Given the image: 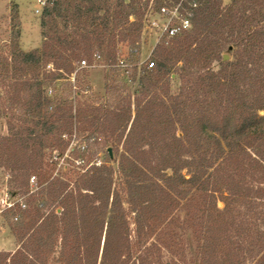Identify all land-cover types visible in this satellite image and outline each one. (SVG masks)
<instances>
[{
  "label": "trees",
  "instance_id": "trees-1",
  "mask_svg": "<svg viewBox=\"0 0 264 264\" xmlns=\"http://www.w3.org/2000/svg\"><path fill=\"white\" fill-rule=\"evenodd\" d=\"M154 2L182 3L192 28L160 41L146 67L137 60L139 90L113 104L82 102L80 74L95 61L129 66L118 46L140 51V0H47L42 46L0 54V167L27 197L6 210L19 247L0 264H264V0ZM73 138L88 156L75 180L52 156ZM101 147L114 161L106 149L92 163Z\"/></svg>",
  "mask_w": 264,
  "mask_h": 264
},
{
  "label": "rangeland",
  "instance_id": "rangeland-1",
  "mask_svg": "<svg viewBox=\"0 0 264 264\" xmlns=\"http://www.w3.org/2000/svg\"><path fill=\"white\" fill-rule=\"evenodd\" d=\"M44 1L46 2L47 0ZM231 1L232 0H223L225 5L231 3ZM140 2L147 11L151 6H155L154 0H140ZM37 10H40L41 13H37ZM42 12L43 8L40 6L39 0H0V54H5L6 56L10 55L12 42H18L19 47L23 51L29 50V46L26 43L30 39L34 41V44H37L38 47L36 49L40 48L43 42L40 27ZM150 21V18L144 19L146 31L142 34L141 48L136 55H132L134 53L131 54L127 44L121 43L118 46V52L121 59L129 62V66H126L127 68H120L119 71H114L116 68L114 69L113 67L95 61L90 69H85L88 72L86 77L80 74V78L91 86L88 95H83L81 93L78 95L81 97L82 102L113 104L119 94H123V97L127 93L136 95L139 86L138 81L134 79L135 62L138 60V66L146 67V65L151 62V54L156 47L159 38L161 39L160 30H152ZM225 55L230 59L229 55H231V52H227ZM213 67L217 70L220 68V65L219 63H215ZM180 68L181 65L173 67L170 76L169 84L173 94H177L181 86L179 78ZM106 82L110 85L115 84V86L119 88V92L107 94L105 90ZM57 90L60 91L59 96L66 97L71 95V92L66 88V83L64 82L60 83ZM1 93L2 90H0V94ZM8 119L9 115L7 114L0 116V136H6L8 134ZM84 142L85 140L83 138L77 140L73 138L68 146L66 154L62 158L58 157L59 151L58 153H53L52 156L57 157V160H55L57 166L53 167L55 174H60L64 177L71 178L72 180L77 179L80 171L78 170V164L75 159L83 158L82 146L85 144ZM108 145H111V142H109ZM106 149L101 147V151L94 156L92 163L105 161L107 158L105 156ZM50 154L51 151L47 150V157H49ZM83 159L87 160L88 156ZM112 165L117 169L118 164L116 162H112ZM9 175L10 171L0 167V252H15L18 249L19 244L13 234L14 221L11 214L6 210L9 208V205L14 206L19 203H25L27 198L20 193L16 196L12 194L14 188L10 184ZM36 182V180L33 182L31 181L33 188L36 185ZM218 205L221 209L224 208L222 202H219ZM178 215L184 217L185 213H178ZM188 234V237H186L187 240L192 241V233L189 232ZM165 256L169 257L167 253H165Z\"/></svg>",
  "mask_w": 264,
  "mask_h": 264
},
{
  "label": "built area",
  "instance_id": "built-area-1",
  "mask_svg": "<svg viewBox=\"0 0 264 264\" xmlns=\"http://www.w3.org/2000/svg\"><path fill=\"white\" fill-rule=\"evenodd\" d=\"M39 4L44 8L46 2L44 0H39ZM182 10V3H179L178 5H173L171 3L165 4L157 10L154 6L149 8L145 18L151 19L152 30H160L161 39L159 38L158 43L164 39L169 40L173 37L179 36L192 28L190 15H183ZM36 12L41 13L40 10H37ZM144 26L142 34L146 31V25ZM81 66L87 67V62H81ZM152 66L153 64H150V67ZM8 207L11 208L13 205H9Z\"/></svg>",
  "mask_w": 264,
  "mask_h": 264
},
{
  "label": "crops",
  "instance_id": "crops-1",
  "mask_svg": "<svg viewBox=\"0 0 264 264\" xmlns=\"http://www.w3.org/2000/svg\"><path fill=\"white\" fill-rule=\"evenodd\" d=\"M26 44L29 46V50L36 49L38 47L37 44H34V41L31 39L28 40ZM29 50H25V51H29Z\"/></svg>",
  "mask_w": 264,
  "mask_h": 264
},
{
  "label": "water",
  "instance_id": "water-1",
  "mask_svg": "<svg viewBox=\"0 0 264 264\" xmlns=\"http://www.w3.org/2000/svg\"><path fill=\"white\" fill-rule=\"evenodd\" d=\"M224 60H225V61L229 60V57H228L227 55H225V56H224ZM108 152H109L110 156L113 158L112 150L109 149Z\"/></svg>",
  "mask_w": 264,
  "mask_h": 264
}]
</instances>
